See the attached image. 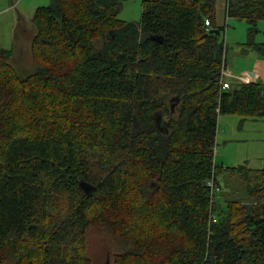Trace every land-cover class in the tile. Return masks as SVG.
Returning a JSON list of instances; mask_svg holds the SVG:
<instances>
[{
    "label": "trees",
    "instance_id": "1",
    "mask_svg": "<svg viewBox=\"0 0 264 264\" xmlns=\"http://www.w3.org/2000/svg\"><path fill=\"white\" fill-rule=\"evenodd\" d=\"M217 1L143 0L121 37V0H52L32 18L33 72L0 48V264H93L89 227L128 245L112 264H264V168H225L252 177L225 208L209 186L219 116L264 118V83L221 91ZM226 17L264 57V0H226Z\"/></svg>",
    "mask_w": 264,
    "mask_h": 264
},
{
    "label": "rangeland",
    "instance_id": "2",
    "mask_svg": "<svg viewBox=\"0 0 264 264\" xmlns=\"http://www.w3.org/2000/svg\"><path fill=\"white\" fill-rule=\"evenodd\" d=\"M121 1L123 7L119 18L126 22L119 30L123 37L136 33L141 22L143 0ZM51 2L52 0H0V46L13 50L11 62L23 76L35 69L31 53V40L35 33L32 18L39 6H47ZM217 11L218 25L228 22L225 34V79L232 82L231 89L250 81L264 83V57L246 47L249 40L248 22L235 18L226 19V0L217 1ZM258 29L253 40L264 43V20L259 22ZM214 163L218 167L217 183L211 182L216 204L225 208L229 201L248 200L251 173L232 172L225 168L247 167L251 171L264 168V118L245 119L236 114L220 115ZM127 246L122 239L106 229L88 228L86 252L93 264H112L113 255Z\"/></svg>",
    "mask_w": 264,
    "mask_h": 264
},
{
    "label": "water",
    "instance_id": "3",
    "mask_svg": "<svg viewBox=\"0 0 264 264\" xmlns=\"http://www.w3.org/2000/svg\"><path fill=\"white\" fill-rule=\"evenodd\" d=\"M209 33H216L218 36H220L221 35V30L220 29H211ZM114 37H116V36H114ZM116 38L119 39L120 36L116 37ZM152 38L156 39V40H161V41L163 40V38L161 36H153ZM175 99H176V103L179 102V100H180L179 96H176ZM176 103L174 105H172V109H174ZM80 186L85 191V193H87V194H90L94 190V186L89 184L88 182H85V181H82L80 183ZM107 264H109V263H107Z\"/></svg>",
    "mask_w": 264,
    "mask_h": 264
},
{
    "label": "built area",
    "instance_id": "4",
    "mask_svg": "<svg viewBox=\"0 0 264 264\" xmlns=\"http://www.w3.org/2000/svg\"><path fill=\"white\" fill-rule=\"evenodd\" d=\"M210 25H211L210 21L207 20V21H206V26H207L206 29H207V32L210 31ZM226 30H227V29H226ZM225 69H226V68H223V70H222L221 91H223V90H227L228 88H230V85H231L230 82H229L228 80L225 79V73H226V70H225ZM209 186H211L212 190L214 189V187H213L211 181L209 182Z\"/></svg>",
    "mask_w": 264,
    "mask_h": 264
},
{
    "label": "crops",
    "instance_id": "5",
    "mask_svg": "<svg viewBox=\"0 0 264 264\" xmlns=\"http://www.w3.org/2000/svg\"><path fill=\"white\" fill-rule=\"evenodd\" d=\"M4 11V10H3ZM2 13H0V15H1ZM1 48H4V47H2V46H0ZM229 82H230V88L233 86V84H232V82L230 81V80H228Z\"/></svg>",
    "mask_w": 264,
    "mask_h": 264
},
{
    "label": "flooded vegetation",
    "instance_id": "6",
    "mask_svg": "<svg viewBox=\"0 0 264 264\" xmlns=\"http://www.w3.org/2000/svg\"><path fill=\"white\" fill-rule=\"evenodd\" d=\"M161 118V117H160Z\"/></svg>",
    "mask_w": 264,
    "mask_h": 264
}]
</instances>
